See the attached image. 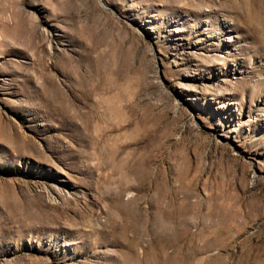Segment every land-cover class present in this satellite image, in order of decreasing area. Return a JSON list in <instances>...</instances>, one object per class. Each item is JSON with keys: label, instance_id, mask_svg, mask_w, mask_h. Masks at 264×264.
<instances>
[{"label": "rangeland", "instance_id": "rangeland-1", "mask_svg": "<svg viewBox=\"0 0 264 264\" xmlns=\"http://www.w3.org/2000/svg\"><path fill=\"white\" fill-rule=\"evenodd\" d=\"M0 264H264V0H0Z\"/></svg>", "mask_w": 264, "mask_h": 264}, {"label": "bare ground", "instance_id": "bare-ground-1", "mask_svg": "<svg viewBox=\"0 0 264 264\" xmlns=\"http://www.w3.org/2000/svg\"><path fill=\"white\" fill-rule=\"evenodd\" d=\"M223 26L224 27H230V24L225 22V24Z\"/></svg>", "mask_w": 264, "mask_h": 264}]
</instances>
